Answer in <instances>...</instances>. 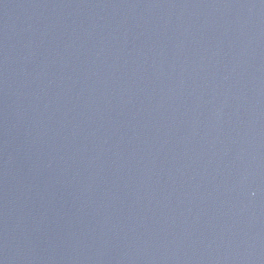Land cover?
I'll use <instances>...</instances> for the list:
<instances>
[{
    "label": "water",
    "instance_id": "water-1",
    "mask_svg": "<svg viewBox=\"0 0 264 264\" xmlns=\"http://www.w3.org/2000/svg\"><path fill=\"white\" fill-rule=\"evenodd\" d=\"M0 264H264V0H0Z\"/></svg>",
    "mask_w": 264,
    "mask_h": 264
}]
</instances>
